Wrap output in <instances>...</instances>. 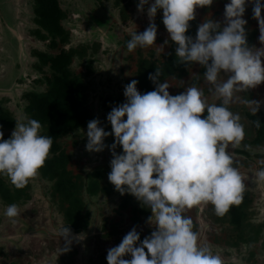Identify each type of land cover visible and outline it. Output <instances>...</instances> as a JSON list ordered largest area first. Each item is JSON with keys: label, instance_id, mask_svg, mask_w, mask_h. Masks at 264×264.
I'll list each match as a JSON object with an SVG mask.
<instances>
[{"label": "clouds", "instance_id": "obj_1", "mask_svg": "<svg viewBox=\"0 0 264 264\" xmlns=\"http://www.w3.org/2000/svg\"><path fill=\"white\" fill-rule=\"evenodd\" d=\"M251 2L253 18L259 24V42L264 45V4L261 0ZM212 4L213 0H154L147 8L148 27L142 33H132L126 47L133 52L155 44L154 20L162 10V22L176 45V63L199 64L206 69L204 80L218 104L207 103L204 92L195 85L171 95L169 83L160 80L163 71L156 67L148 76L155 90L141 94L137 80L124 86L126 102L107 115L111 132L99 126L98 118L87 124L86 150L99 153L109 147L113 157L109 182L121 195L131 194L150 209L148 222L153 225L151 221H155V230L143 241L134 227L118 246L110 248L107 264H224L210 245L199 242L193 220L184 213L211 204L215 215L223 217L243 200L244 177L234 166L229 147L241 145L245 124L230 105L236 93H247L264 83V47H250L247 42L246 0H230L225 5L223 26L210 18L199 24L195 38L186 35L196 9ZM145 5L149 0H139L138 12L143 13ZM221 74L226 77L223 82ZM243 102L256 105L253 115L259 110L258 101ZM15 121L9 139L0 131V176L19 190L38 175L53 139L41 134L42 124L36 119ZM255 123L260 126L259 120ZM110 135L115 141L107 146L105 138ZM118 146L122 154H117ZM250 181L264 183V168L254 172ZM4 215L15 224L20 215L18 205H8ZM57 231L64 241L60 253L69 252L77 237L68 226L61 225Z\"/></svg>", "mask_w": 264, "mask_h": 264}, {"label": "trees", "instance_id": "obj_2", "mask_svg": "<svg viewBox=\"0 0 264 264\" xmlns=\"http://www.w3.org/2000/svg\"><path fill=\"white\" fill-rule=\"evenodd\" d=\"M108 1H112L115 7H119V17L123 21L129 17L126 13L129 0ZM261 3L264 4V0H261ZM29 4L34 25L30 33L42 42L43 46V49L35 48L31 51L32 56L36 59L33 67L40 73L37 79L34 78V82L43 84L44 88L43 90L30 89L22 94L25 101L23 114L29 119L40 121L42 124L41 134L51 136L53 139L49 156L38 175L50 183L48 195L51 206H56L55 210L59 213L60 217L58 218H60L61 224L70 227L73 235L85 232L92 233L84 243L88 247L89 253L86 255L83 264H107L106 256L110 248L118 246L123 237L134 227L140 234V240L143 241L155 230V221L154 219L151 221L153 225L148 222L152 215L150 209L143 207L131 194L121 195L109 182L108 174L111 171L112 156L106 162L105 155L102 164L96 165L85 173L82 170L79 172L73 170L74 160L70 150L76 148L79 143L78 136L83 134L88 122L94 119L88 97L93 85L92 73L96 71L93 60L101 45L94 41L77 45L70 44L72 33L65 26L68 9H64L63 0H29ZM147 6L145 5V9ZM157 20L158 23H162V14L157 17ZM189 23L190 28L186 35L193 37V33L197 31L199 24L196 19ZM130 38L125 35L121 40L122 48L125 50H127L126 44ZM247 42L251 47L252 33L247 32ZM175 48V43L170 41L168 52L163 53L162 59L158 61L152 57V49H148L149 55L147 56L141 52L139 47L131 52L136 58V63L134 70L127 76L128 82L137 80L140 93L144 94L155 90V85L148 79V76L150 73H155L156 67L163 71L160 78L161 82L170 81L173 78H182L187 64L176 63ZM76 61H79V64ZM205 71L206 69L200 67L202 76ZM175 95L177 93L173 94V96ZM252 96L253 93L249 92L245 99L251 100ZM107 98L110 96L106 95L103 99L104 103ZM241 109L245 118L252 124L254 131L253 137L249 140L244 139V143L248 145L249 149L264 146V114L259 112L253 115V112L248 111L249 109L242 106ZM206 114L205 112L204 115L206 116ZM15 120L14 115L0 103V131L4 132L6 129H11L16 123ZM256 120L260 121L259 127H256ZM10 137V134L3 135L4 139ZM106 138L109 146L115 141L114 135ZM122 151V147L118 146L117 154H122ZM234 152L244 157V160L235 161L234 166L244 165L251 171L257 169L248 168L251 166L246 162L249 160L248 158L264 157L261 154L251 153V150L248 149L234 148ZM75 165L78 164L75 163ZM258 167L259 170L264 168V163H259ZM251 184V181H247L241 204L233 205L223 217H218L214 210L211 211L213 208L211 204L205 206L212 212L211 214L206 213L208 220H212L211 222L214 224L227 222L231 226V230L236 232V235L232 241V234L229 235L222 224L221 231H217L218 228L207 231L204 244H212L216 247L229 245L235 248L241 242L251 245L248 256L244 259L249 262L248 264H253V260L259 262L255 257V251L257 248H264V207H262L263 214L256 215L260 222L252 223L249 220L261 208L257 200L261 191L255 184ZM30 189V183L23 189H15L6 177L0 176V201L5 205L13 203L18 205L28 201L31 198ZM112 195H118V201L112 205L108 212L101 207L94 211L88 207V199L95 196L108 198ZM184 215L188 216L186 213ZM194 216V219L191 218L193 230L198 232L199 224L196 222V215ZM75 241L78 244V241ZM222 252L223 255L226 253L225 250ZM78 254L79 247L71 248L69 252L60 253L54 258L60 264H72L71 262L75 261ZM124 258L131 259L130 256Z\"/></svg>", "mask_w": 264, "mask_h": 264}, {"label": "rangeland", "instance_id": "obj_3", "mask_svg": "<svg viewBox=\"0 0 264 264\" xmlns=\"http://www.w3.org/2000/svg\"><path fill=\"white\" fill-rule=\"evenodd\" d=\"M139 0H129L126 8L128 18L123 21L119 17V7H115L112 1L108 0H63L64 9H68L65 26L71 31L70 44L77 45L82 43L99 42L101 47L98 53L95 54L93 60L95 72L92 73L91 90L89 91L88 101L91 103L94 119L100 120V127H103L107 132H111V124L107 121V115L113 107L126 102L124 96V86L127 85L128 75L135 68L136 58L131 52L122 48L121 40L125 35L131 37V34L136 32L142 33L149 25V18L147 16V9L144 14L138 12L137 4ZM154 0H149V5ZM230 0H213L210 7L196 9V21L201 24L204 20L213 19L218 21L223 26L225 5ZM247 6L243 19L247 21L245 25L246 32L254 34L253 46L256 48L264 47L259 42V24L253 18V4L251 0H246ZM163 13L159 10L155 17V24L157 25V38L155 44L143 48L141 52L147 56L148 49H152L154 59L161 60L163 53L168 52L170 48V40L167 30L163 24L158 23L157 17ZM264 17V9L261 13ZM32 12L29 0H0V103L6 107L17 119L24 116L23 106L25 101L22 94L30 89L43 90L44 86L41 83L34 82V78L40 76V73L33 67L35 58L32 56V49H43L42 42L34 38L30 30L33 28ZM197 32V31H196ZM193 33V38L196 36ZM168 41V43H165ZM79 61H76L77 64ZM262 64H264V57H262ZM186 69L182 78H173L170 81L166 80L170 87L168 89L171 95L180 94L189 86L195 85L204 92V98L207 103H219L212 92L209 91L210 85L204 80V76L200 74V65L191 64L186 65ZM224 77L221 74L220 82H223ZM138 91L140 88L137 86ZM253 93L252 99L260 102L261 109L264 112V83L258 85L254 89H250ZM103 95V96H101ZM107 96V101L104 103L103 99ZM247 94L236 93L233 103L230 105V110L234 113L242 114L241 106L245 109L249 107L252 112V105L245 104L243 101ZM105 101V100H104ZM88 102V103H89ZM256 106V105H255ZM245 124V140L253 137L254 131L249 121L242 119ZM15 125L11 129H6L4 134H12ZM87 128L81 136H78V145L75 149H71L74 160L73 170L84 173L102 164L106 155V162L111 159V151L106 147L104 151L88 152L86 150ZM105 138V144L109 146ZM264 145V144H263ZM237 148L251 150V153L264 155V146L249 149L248 145L242 141ZM229 152L234 161L244 160L242 155H237L234 148L229 147ZM245 160L253 168L259 170L258 164L264 162V157H250ZM105 162V163H106ZM77 163L78 165H75ZM238 167V166H237ZM239 171L244 177V183L250 181L255 171L247 169L241 165ZM105 173V172H104ZM31 184V198L18 204L20 215L16 217V223L12 224L4 212L8 205L0 201V264H60L55 260L56 255H60V249L64 245L63 238L58 235V229L62 225L60 222L59 213L55 210L56 206H51L50 196L48 195V188L50 183L37 175L29 181ZM252 185V184H251ZM264 183L261 184L262 188ZM118 195H112L108 198L93 197L88 199V207L93 211L98 207L103 208L107 212L118 201ZM86 199V198H85ZM87 200V199H86ZM256 200V199H255ZM259 212L249 218L252 223L260 222L256 217L263 214L262 207H264V189L259 193ZM256 200V201H257ZM193 208L185 213L194 219L196 215V222L199 224V242L205 243L207 231L211 229L222 230V224L225 226V231L231 235L234 241L236 232L231 230L228 223H212L208 220L207 214L211 211L205 207ZM202 209V210H201ZM206 210V212H205ZM207 213V214H206ZM219 226V227H218ZM231 233V234H230ZM92 233H78L74 234L77 237V242L74 240L71 248L79 247V254L75 257L72 264H83L89 249L84 245L85 241ZM240 243V242H239ZM259 243V242H258ZM207 244V243H206ZM74 245V247H73ZM92 246V244H90ZM211 246L213 252L221 256L224 264H248L244 259L248 256V251L251 245L241 242L238 247H231L223 245L222 247ZM81 250V251H80ZM226 251L223 255L222 251ZM82 252V253H81ZM255 257L259 260L254 261L253 264H264V248H257Z\"/></svg>", "mask_w": 264, "mask_h": 264}, {"label": "flooded vegetation", "instance_id": "obj_4", "mask_svg": "<svg viewBox=\"0 0 264 264\" xmlns=\"http://www.w3.org/2000/svg\"><path fill=\"white\" fill-rule=\"evenodd\" d=\"M148 8V6L146 7V9ZM145 9V10H146ZM252 36H253V39H254V34H252ZM254 42V41H253ZM253 42H252V46H253ZM250 91H248L247 92V94L249 93ZM252 107H253V109L256 107L255 105H252ZM248 109H249V107H248ZM248 111H250V110H248ZM259 112H262L263 114H264V112H263V109H261V107H259V110L257 111V113H259ZM256 113V114H257ZM241 115V117L243 118V119H245V120H247L246 118H245V116H244V114L242 113V114H240ZM247 121H249V120H247ZM249 124H250V126L252 125L251 123H250V121H249ZM253 128V127H252ZM254 135V134H253ZM261 184L262 183H256V187L257 188H259V190L261 191V189H264V186L262 187V188H260L261 187Z\"/></svg>", "mask_w": 264, "mask_h": 264}]
</instances>
